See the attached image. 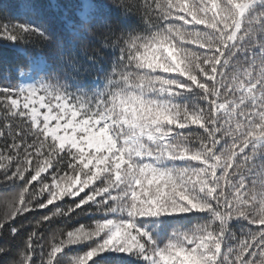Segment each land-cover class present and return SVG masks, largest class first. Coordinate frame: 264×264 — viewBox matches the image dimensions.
Segmentation results:
<instances>
[{
	"label": "snow or ice",
	"instance_id": "1",
	"mask_svg": "<svg viewBox=\"0 0 264 264\" xmlns=\"http://www.w3.org/2000/svg\"><path fill=\"white\" fill-rule=\"evenodd\" d=\"M47 7L0 0V264H264V0Z\"/></svg>",
	"mask_w": 264,
	"mask_h": 264
},
{
	"label": "trees",
	"instance_id": "2",
	"mask_svg": "<svg viewBox=\"0 0 264 264\" xmlns=\"http://www.w3.org/2000/svg\"><path fill=\"white\" fill-rule=\"evenodd\" d=\"M2 2L4 3H8V4H16L18 2V0H2ZM37 3H41L43 5L48 6L46 8V11L49 15V17L52 19L53 23H52V28L54 31H59L60 30V22L58 20V13H59V9L58 11H56L53 6L50 3V0H36ZM56 5H72L74 3H76V0H55ZM65 11H67L70 15L74 14V10H72L70 7L65 8ZM9 14L13 17H17L19 19H23L22 16H19L18 14V10L16 8H12L9 10ZM11 54L7 51H3L0 50V56H10ZM7 194L3 191V186L0 185V212H3L4 210V197Z\"/></svg>",
	"mask_w": 264,
	"mask_h": 264
},
{
	"label": "rangeland",
	"instance_id": "3",
	"mask_svg": "<svg viewBox=\"0 0 264 264\" xmlns=\"http://www.w3.org/2000/svg\"><path fill=\"white\" fill-rule=\"evenodd\" d=\"M50 3H51V5H54L55 4V1L54 0H51Z\"/></svg>",
	"mask_w": 264,
	"mask_h": 264
}]
</instances>
